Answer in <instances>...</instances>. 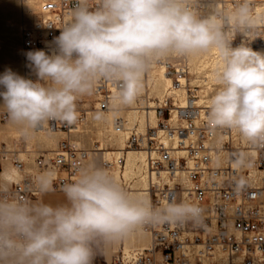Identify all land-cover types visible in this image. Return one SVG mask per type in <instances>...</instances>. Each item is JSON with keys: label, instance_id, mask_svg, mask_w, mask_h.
<instances>
[{"label": "clouds", "instance_id": "1", "mask_svg": "<svg viewBox=\"0 0 264 264\" xmlns=\"http://www.w3.org/2000/svg\"><path fill=\"white\" fill-rule=\"evenodd\" d=\"M200 0H77L72 19L44 49L25 53L35 79L10 68L0 74V105L25 138L49 121L76 123L78 96L91 94L100 80L118 82L114 100L134 103L142 77L169 56L216 50L219 89L210 101L209 123L239 129L252 144H264V52L241 42L264 15L250 0L229 11ZM96 120L103 118L96 113ZM240 153L238 164L243 163ZM53 173L34 181L41 195L54 191ZM65 204L19 199L12 182L0 180V264H93L95 248L115 245L138 228L162 223H199L203 210L193 204L154 207L143 195L129 194L100 165L77 166L76 179L62 186Z\"/></svg>", "mask_w": 264, "mask_h": 264}, {"label": "built area", "instance_id": "2", "mask_svg": "<svg viewBox=\"0 0 264 264\" xmlns=\"http://www.w3.org/2000/svg\"><path fill=\"white\" fill-rule=\"evenodd\" d=\"M76 2L39 3L37 17L21 36L26 77L35 79L26 67L25 53L44 49L46 41L58 36L59 29L71 21ZM89 2L94 6L97 0ZM240 2L200 0L199 8L207 13L209 3H214L218 11L229 12ZM250 3L255 13L264 15V0ZM230 38L234 47L244 42L253 50L264 52V22H259L246 36L231 29ZM150 68H160L171 80L160 96L153 92ZM150 68L142 77L140 94L130 105L114 100L118 82L100 80L94 85L99 110L112 112L113 130L126 137L118 155L103 161V167L112 175L113 170L125 168L128 150L143 151L148 179L144 191L152 205L165 207L174 200L196 205L203 212L199 223L143 226L150 235V247L127 252L120 249L110 264H264V144H252L239 129L209 123L210 105L199 104L200 80L194 78L189 55L169 56ZM129 111L137 114L136 120L127 119ZM77 113L78 119L72 125L56 120L37 130L70 132L85 121V110ZM95 143L87 147L76 139L64 138L54 150L45 153L30 149L23 134L10 141L0 138V171L4 162H11L24 174L19 181L12 182L13 193L21 200L35 202L43 196L33 186L39 174L53 172V192L63 193V184L76 179L77 166H85L101 151L99 142ZM240 153H244V160L238 164ZM114 179L131 193V179ZM97 258L95 248L93 264Z\"/></svg>", "mask_w": 264, "mask_h": 264}, {"label": "bare ground", "instance_id": "3", "mask_svg": "<svg viewBox=\"0 0 264 264\" xmlns=\"http://www.w3.org/2000/svg\"><path fill=\"white\" fill-rule=\"evenodd\" d=\"M41 1L43 0H25V3L31 2V4L34 5L38 11L39 3ZM32 5H31V9H32ZM256 51H260V50H256ZM189 60H190L192 72L193 74H195L194 78L200 80L199 84L201 89H199V95H200L199 104L208 103L210 105V101L212 97L216 94V92L219 89V85L216 80V73L219 67L221 66V60L219 58V54L216 50L213 49L206 53L189 55ZM24 76H25V67H24ZM149 76L153 81V92L157 96L162 95L163 92L171 84V80L169 79V77L165 76L160 68L157 69L150 68ZM94 97L96 101L95 94ZM95 109L96 110L86 112V114H88L89 116H86L83 124L84 126H87V128L90 123L96 126L97 135L102 142L99 144L100 146L99 149L101 151L97 153V156L91 157L86 162L85 166L96 164L103 167V161L113 160L118 155L119 149L122 148L125 144L126 137L125 134H118L113 130L112 112L98 110L99 108L97 102ZM98 112L104 113L103 118L101 120H96L94 118L96 113ZM127 119L129 121H134L137 119V114L135 112L129 111L127 113ZM150 119L152 122L155 121V117L153 115L150 117ZM141 122H143V119H141ZM82 125L73 128L70 132H65L61 130H44V129L34 130L30 133L29 137L32 138L33 134H38L40 143L44 147L51 149L44 151L51 152L52 150H54L53 147L57 144L60 138H61L60 140L64 138L78 139V137L74 136V134L83 133V130L81 129ZM15 127H19V126L13 124L9 119L5 122L0 120V138H2V136H6V131L8 129L10 128L14 129ZM88 130L89 129H87V131ZM48 132H50V135L46 134ZM16 134H18L19 136L22 135L23 132L20 129ZM29 137L26 138L27 144L29 142ZM2 139L8 141V139L6 138H2ZM77 141L81 144L79 140ZM93 144L94 142H92L91 145L93 146ZM33 146L34 145L28 144V147L30 149H34ZM125 159H126L125 168L122 171H119L117 169L113 170L112 176L116 179H119L120 177H124L127 180L131 179L133 190L131 191L130 194L132 195L139 194L146 196L144 190L147 188L148 179H147V174L144 171V167H143L145 160V153L139 150H128L125 155ZM45 172H50V171H45ZM45 172H42L41 174ZM41 174H39V176ZM54 175L55 174L53 173V177ZM23 176L24 174L21 171H19L11 162H4L3 170L0 171V180L7 179L11 182H15V181H19ZM150 245H151L150 235L144 230L143 227H141L135 230L126 239L119 242V244L117 245V251L123 249L127 252L136 248L150 247ZM104 251H105L104 253H105L106 261L108 263L109 262L111 263L113 260L112 245H104Z\"/></svg>", "mask_w": 264, "mask_h": 264}, {"label": "rangeland", "instance_id": "4", "mask_svg": "<svg viewBox=\"0 0 264 264\" xmlns=\"http://www.w3.org/2000/svg\"><path fill=\"white\" fill-rule=\"evenodd\" d=\"M31 5V2L25 3V0H0V74H3L6 69L10 68L14 72H17L18 74L24 76L25 64L22 58L21 43L22 31L25 27L29 26L33 22V20L37 17L38 14L36 7L32 5L31 9ZM95 108L96 101L93 91L91 94L78 96L76 100L77 111L85 110V112H88L96 110ZM0 114V116L3 117V122L9 119L6 109L2 105H0ZM86 116L89 115L86 114ZM90 124L88 128L87 126H84V124L82 125L81 129L83 130V133L74 134V136L78 137V139L76 140H79L83 146L87 147H92V142L95 143L97 141L99 142V144L102 143L97 135L96 126H94L92 123ZM20 129V127H15L14 129L10 128L6 131V136H2V138H6L8 139V141H10L12 138L18 136V134L16 133ZM87 129L91 131H87ZM46 134L50 135V132ZM58 142L53 147V149L57 147ZM28 144L34 145V149L38 150L40 148L41 150H43L42 152L45 153L49 151L46 152L44 150H51L49 148L44 147L40 143L38 134H33L32 138L29 137ZM37 201H43L44 203H49L54 206L66 203L64 194L56 192H51L46 195H43ZM118 244L112 245V256L114 255L115 251H117ZM96 250L98 253V258L94 264H107L104 255V244H100L99 246H97Z\"/></svg>", "mask_w": 264, "mask_h": 264}]
</instances>
